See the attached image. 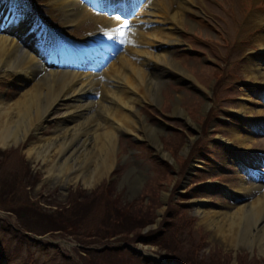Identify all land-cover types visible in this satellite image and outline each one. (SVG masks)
<instances>
[{"label":"bare ground","instance_id":"1","mask_svg":"<svg viewBox=\"0 0 264 264\" xmlns=\"http://www.w3.org/2000/svg\"><path fill=\"white\" fill-rule=\"evenodd\" d=\"M51 1L63 11L61 22L66 25L83 22L88 17L95 19L78 0ZM195 3L196 0H151L147 10H142L132 21L128 46L113 57L103 70L102 79H96L99 75L93 72L70 69L65 54H61V58L55 54L43 63L45 59L39 53L43 42L37 37L36 30L29 34L24 32L31 25L23 19L16 28H7L8 33H0V77L16 75L25 87L15 102L0 97V149L22 144L35 131L39 139L29 142L24 152L35 168L44 172V182L54 180L50 185H55V181H62L59 187L70 183L75 189L82 184L94 192L118 163V140L124 132L141 135L157 148L162 147L156 128L142 117H133L131 110L138 114L136 104L143 101L162 105L164 90L161 89L167 85L165 77L170 78L171 72L177 80L181 75L191 79L178 62L171 60L170 52L160 47L182 42L179 31L189 24ZM20 12L25 13L22 4ZM97 19L109 27L117 23L103 17ZM257 41L264 49V36ZM257 72L264 80V67H258ZM250 76L256 78L252 68ZM96 94L99 95L95 99ZM61 107H65V123L53 134L42 135L47 118ZM204 107L207 112V106ZM95 109L102 111L98 120L94 116ZM173 112L179 116L185 113L178 101ZM234 137V141L250 149L251 138ZM189 148L187 143L185 152H189ZM163 152L174 160L167 151ZM196 165L194 163L191 169ZM189 170L184 177L190 174ZM132 186V194H135L139 189L137 180ZM257 186L236 190L250 192L255 189L260 195L248 204L230 207L232 214L198 207L199 218L213 241L226 249L255 247L258 253H264V190L260 188L263 185ZM198 202L204 204L205 200ZM161 208H164L163 213L168 208L166 199ZM257 240L259 245L254 246Z\"/></svg>","mask_w":264,"mask_h":264},{"label":"rangeland","instance_id":"2","mask_svg":"<svg viewBox=\"0 0 264 264\" xmlns=\"http://www.w3.org/2000/svg\"><path fill=\"white\" fill-rule=\"evenodd\" d=\"M219 1L222 2V5H221L222 9H218L214 7L211 0L208 1V3L211 6L209 8L210 12H207V14L209 15L208 19L210 20L209 23H204L202 19H199L197 17L196 19L198 22H196L192 17L193 15H190L191 23L194 25V28H195L194 30L200 31L201 36L204 37V40L212 37L215 41H218V39L216 38L217 35L214 33L212 29H215L216 26H217V29H219L221 33H223L224 30H226L227 32H230L231 38H234L235 36L234 35L235 29L237 31L241 30L240 36L244 38L247 37V39H251L252 37L253 44L255 45L256 48H258L257 40L260 36L263 35V33L255 32L252 36H251V33L253 32L252 31L253 28H257L260 26V23H259L260 21L258 20L257 22H254L253 25H249L247 21L245 24H243L244 26L242 25L241 27L239 26L237 27L234 24L231 17L229 18L226 16V13L228 10L230 12L232 9H234L232 0H225V3H224V0H219ZM256 10H259L258 4H256L254 8V11ZM196 15H198V13ZM218 26L223 27V28L227 27V28L221 29ZM189 27L191 29V25ZM246 32L249 33L250 37L248 36ZM204 40H198V41L205 42ZM172 51L174 52V54L172 55L173 59L177 61L182 68L186 69L188 73L190 74V76L195 77L198 80L200 79L203 80V84L204 86H206V89L209 92H213L217 94L216 92V89H217V91L220 94L224 92L222 95H225L226 94L225 91L230 89L229 82L224 83L223 85H220L219 74L216 73L212 69H208V72L211 74L209 79H206V78L203 79L205 71H203L201 68L202 64H204L203 61H201V59L191 58V56H189L188 53H185V50L178 51V52H176L175 50H172ZM205 52L210 54V47H207ZM254 59L264 60V56H256L254 54H248L244 58L243 63H241L239 71L236 72V73H240L241 77L246 82L256 81V79L250 77L249 75L250 68L253 67ZM213 61L214 60L211 57L210 59L206 61V63L208 65H214ZM259 80L263 81L261 77L259 78ZM214 81H217L219 84H217ZM7 82L8 84L5 83L4 79H0V96L1 98H4L5 100L9 102H15L17 97L22 93V91L25 88L23 86L24 83L20 82L19 78L16 79L14 83L10 79H8ZM169 82H172V80H170ZM169 84L170 83H168L161 89V91L164 90L162 94L160 91L162 101H163L160 103L164 105V109L168 110L169 113H174L173 107L176 101H178L180 108L185 112L184 117L189 119V116L191 115L194 119V121L192 120V122H194L195 124L196 122H198V124H201V126L207 124V120H205L206 117L203 115V114H206V112H204V109H206L204 106H207L208 111L212 107L211 103H209V101L207 100L208 99L207 96L206 95L202 96L200 94H189L188 92L178 93L177 92L178 90L176 89L177 86L175 84L170 86ZM180 86H185L187 89L191 88L190 86H187V85H180ZM232 87H233L232 94L234 96H240V99L238 101H230V102H227L224 99L222 102H220L221 103L220 109H222V113H217V114L222 121V123L221 122L219 123H221L222 125H213L212 129L210 130L212 132H215V134H212V135L217 136L218 134L220 138L221 136L225 138L229 136L231 138H235L234 135H230V134L237 133L235 128H239L245 133V130H243L242 127L236 126L233 124V122L231 121L233 119L228 117L229 115L227 114V110L230 109V111H233V110L239 111L241 110L242 107H244L245 109L244 112L246 113V115H249L250 113L252 114V112L256 114L255 116H258L257 114L259 113L261 115H264L263 106L256 107L254 105L244 103V101L246 100H247L246 102L252 101L254 103H257L258 100L261 98L259 93L248 92V90L244 87V84L242 82H236ZM210 101H211V98H210ZM136 105L138 109V114L136 111L131 110V115L135 118L144 117V119L147 121V124H150L151 126L156 128L157 134L159 136V140L160 139L162 140V146L166 149L169 156H171L172 158L174 156L175 162H173V160L169 158L167 155L165 156L164 152H163V155L165 158H168L172 162L175 168H171L168 174L160 173L159 175H156V176L153 175L154 173H157V171L160 170L158 166V162L154 159L155 158L154 153L152 154L146 148V146L140 145L141 144L140 140H143L142 137L141 136L133 137V135L129 133L126 135L122 134L120 136L118 147H117L118 163L116 166L117 168L115 167L117 171L116 170L113 171V174H116L115 176H118L117 178H115L116 179V182H115L116 192L119 194V196L125 203L134 202V200H138L139 198L146 199L145 201H142L145 203L144 205L137 204L138 205L137 211L134 212V214L132 215L133 219L131 220L126 219L125 231L128 234V236L138 237L156 228L155 227L156 222H154V220L158 217L160 212L163 213L164 208H161V207L163 206L164 199L167 200L169 205H175L176 201H179V199H187V198L207 199L208 202H214V205L204 204V207H203L204 210H215V211L224 210L229 214L234 213L231 211L230 207L243 206L244 204L251 202L254 199L255 197L254 193L253 195L243 194L242 196H239V197H228L227 195H224V193H221V190L218 189L217 187L213 185H206V184H210L211 180L219 181L221 183H232L236 181L240 182L241 180L237 179V177L238 178L243 177V175L237 173V171L235 170V166H230L226 170H222L221 168L222 166H220L219 164L215 162V161H218L223 164L224 159H225L224 153L218 147L219 145L218 146L215 145L213 147V144H211L210 142H207L205 144V147H208V148H203L202 152L208 154L209 156L208 160L201 157L200 153H198L195 155L193 160L191 159L187 163L186 158L189 156L190 153L192 154L195 151L194 145L196 142L200 140L201 131L199 130L197 132L196 129H193L190 126H186L180 119L179 120L177 119L178 120L176 121L177 123L173 122V124H175L179 128H182L184 131L192 135L191 138L193 140L189 141L188 138H186L185 136L184 137L181 136L179 134L180 131L175 130L173 126L171 127L166 126L162 122L157 121L156 118L154 117L155 113L152 110H150V113H147L146 111H144L145 109H148V108L152 109L151 107L148 106L149 104H144V105L136 104ZM63 109L58 111L56 114L51 115V117L47 121V124H46L47 127L41 132L42 135L47 136V135L53 134L54 131L59 127L61 123H65V120L62 119L64 115ZM101 114H102V111H100V109H95L94 116L96 120H98V117L101 116ZM175 116L181 117L177 115ZM243 126L245 127L244 122H243ZM136 127L137 128L139 127V123H137ZM174 131L176 132L172 133ZM34 135H33L34 137L31 140L32 141L38 140L39 136L37 134H34ZM248 135L251 137L250 133ZM253 137L255 138V140H253L254 145H252L253 149L264 151V139L262 137H257L255 135ZM143 141L150 142L149 139H146V138ZM187 143L190 147L189 152H185L184 150V147L186 146ZM20 145L17 147L14 146L10 148V149H14L15 152L9 153L8 154L9 161H6V162L4 161V163L0 167V196L5 195V194L13 195L14 197H17V198L19 196L18 187L20 185V179H19V176L17 177L13 175L14 173L13 166L18 161L15 155L17 154V149L21 147ZM209 145L212 147H209ZM227 145L229 146L233 145V140H231V142ZM238 146H241V145L239 144ZM7 149H9V147ZM133 149H137L138 152L133 151ZM129 150H131L130 153H129ZM0 151L2 152L3 150L0 149ZM171 154H173V156ZM123 157L125 159H123ZM27 161L29 160L27 159L25 155L24 162H27ZM194 163L197 165L194 169H191ZM226 163H229L228 158H227ZM27 168L29 170H33L35 169V166L31 161H29ZM188 170L190 174L185 177L184 176L179 177L177 175V174L185 175L188 172ZM36 172H38L37 169L32 172L33 175ZM222 174H224L225 176ZM22 175H23V172H22ZM24 175H25L24 179L30 176L28 175V173H26V171ZM40 175L42 176L43 174L40 173ZM219 178H224V179L220 180ZM204 179L205 181H207L206 183L198 184L201 180H204ZM136 180L138 182L139 189L138 191L135 192V194H132L134 193L132 183L135 184ZM163 181H164V184H163ZM104 184L105 183L102 181V183L99 186H104ZM247 184L251 185L249 182ZM35 185H31L30 187L34 188ZM180 185L182 186H181V189L179 190ZM79 186H82V184H79ZM83 190H85L84 187H83ZM188 190H189L188 194L182 197L181 194H183L184 192H187ZM85 191L87 193H90V191L88 190H85ZM45 192L50 196V198H53V200H49L50 198L43 197L42 201H39V202L41 204H46V207L48 208L50 207L48 210L53 211L58 203L62 204L67 201V196L70 190L64 192V190L57 191V190H54L52 187H47L45 189ZM35 193L36 191H34V193L31 192V195L33 198L37 197L36 195H33ZM145 193L153 195V197L152 198L145 197ZM202 193L211 194V195L206 196V195H202ZM220 193L223 196H221ZM58 197L60 198V200L57 201ZM147 200H148V203H146ZM192 201H195V200H192ZM0 203H2V201H0ZM152 204H155L153 210L152 211L147 210V208ZM8 206H17V200L15 201L12 200V204H8ZM183 208L186 211H188V212L182 213L183 218L184 216L192 217L194 215H197L195 212L194 205H186ZM13 209H16V207ZM43 214L44 213H42V211L39 210L37 207H33L25 212V215H23V218L28 223V225L36 231L46 233V232L58 230V226L56 225L55 220L52 218H48ZM175 219L176 221L179 220V216H175ZM75 220L77 221L76 218ZM199 226L204 229V227L201 225L200 220L198 219L197 223L195 224V229L197 230ZM98 227L99 228L101 227L100 223H97L94 225L95 229ZM6 228L7 226L5 224V220L3 219L2 222L0 223V234L7 236V237H12L13 231L10 229H7L6 231ZM204 231L206 230L204 229ZM207 234H208L210 244H211L210 249L208 251L215 250L216 253L211 256H208L207 254V257L203 261L206 263L213 264V262L210 259L214 258L216 260V264L217 263L218 264L229 263L231 261L230 252L234 253L235 248L229 247L228 249H226V247L223 246L222 244L212 240L211 233L209 231H207ZM97 235L98 233H91L89 237H95ZM106 236H111V235L108 234ZM186 244H188L189 247L191 245L189 243H186ZM257 244L259 245L258 240L257 242H255L254 246ZM33 246L38 247V249L35 250V253L37 255V264H49L45 255L42 253V251H40V248L44 247V244L43 245L33 244ZM16 247L17 245L13 240L7 241L3 239L2 237H0V256L8 255L9 257L11 256L14 257L15 253L13 252V250ZM254 248L255 247H253V249ZM245 250L249 251L250 255H253L252 248L245 249ZM254 252L257 253V250H255ZM161 253L164 254L165 251H161L160 253L158 252L157 254L162 255ZM179 256L180 254L177 255V257ZM234 256L235 255L233 254V259L231 261V264H234ZM201 257L203 256L201 255ZM27 258L28 257L25 254H19L14 259L13 264H26ZM2 264H4V261ZM50 264H53V263H50Z\"/></svg>","mask_w":264,"mask_h":264},{"label":"snow or ice","instance_id":"3","mask_svg":"<svg viewBox=\"0 0 264 264\" xmlns=\"http://www.w3.org/2000/svg\"><path fill=\"white\" fill-rule=\"evenodd\" d=\"M114 18H115L116 20H118V21L121 19V17H120L119 15L115 16ZM128 28H129V24H128L127 21L125 20L121 27L116 28V29H114L113 31H114L116 34H118V35H120L121 37H123V36L126 35L125 30L128 29ZM123 42H124V41L121 40V43H123Z\"/></svg>","mask_w":264,"mask_h":264},{"label":"trees","instance_id":"4","mask_svg":"<svg viewBox=\"0 0 264 264\" xmlns=\"http://www.w3.org/2000/svg\"><path fill=\"white\" fill-rule=\"evenodd\" d=\"M107 222H109V221H107ZM111 222H112L111 224H113V225H116V223H117V222L114 223L113 219ZM105 230H106V234H108L109 232H113L115 229L112 227L110 228L109 225H106Z\"/></svg>","mask_w":264,"mask_h":264}]
</instances>
